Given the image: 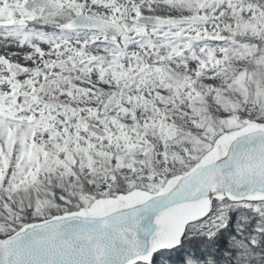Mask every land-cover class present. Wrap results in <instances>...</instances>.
Returning <instances> with one entry per match:
<instances>
[{"label":"snow or ice","instance_id":"6c2138e0","mask_svg":"<svg viewBox=\"0 0 264 264\" xmlns=\"http://www.w3.org/2000/svg\"><path fill=\"white\" fill-rule=\"evenodd\" d=\"M0 264H264V0H0Z\"/></svg>","mask_w":264,"mask_h":264}]
</instances>
